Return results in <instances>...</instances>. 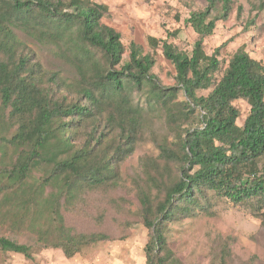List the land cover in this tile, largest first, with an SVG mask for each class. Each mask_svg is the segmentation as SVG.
Here are the masks:
<instances>
[{
    "label": "trees",
    "instance_id": "obj_1",
    "mask_svg": "<svg viewBox=\"0 0 264 264\" xmlns=\"http://www.w3.org/2000/svg\"><path fill=\"white\" fill-rule=\"evenodd\" d=\"M205 1L186 19L197 34L190 54L148 37L174 65L176 84L165 86L140 45L130 42L124 57L120 33L101 22L104 4L0 0V207L15 221L31 220L27 228L43 247L70 258L108 239L71 228L63 210L81 213L87 195L119 187L121 164L157 114L172 139L156 142L158 157L141 156L134 177L149 234L146 264L175 261L168 223L212 215L217 201L242 206L264 223V60L243 45L226 63L220 47L207 54L204 39L228 18L234 0ZM19 34L50 44L68 65L66 76L43 69ZM239 99L249 106L242 124L233 104ZM107 200L116 207L117 199ZM0 248L32 257L30 245L6 237ZM214 264H236L227 244ZM240 264H254L253 258Z\"/></svg>",
    "mask_w": 264,
    "mask_h": 264
},
{
    "label": "rangeland",
    "instance_id": "obj_2",
    "mask_svg": "<svg viewBox=\"0 0 264 264\" xmlns=\"http://www.w3.org/2000/svg\"><path fill=\"white\" fill-rule=\"evenodd\" d=\"M104 4L108 13L101 18L121 35L127 57L130 42L142 47L154 59L152 73L165 86L176 84L175 69L162 53L161 46L151 48L148 37L168 39L190 54L197 34L186 22L190 11L205 7V0H91ZM262 0H234L227 19L218 20L209 36L204 39V50L211 54L219 49V58L226 63L230 56L244 46L249 55L264 60V5ZM240 8V12L238 9ZM178 30L175 37L168 35ZM35 60L47 71L69 72L68 65L53 55L47 43H37L19 34ZM239 110L238 123L242 124L249 106L242 100L233 102ZM145 139L120 166L122 181L118 188L93 192L80 202L81 213L63 210L65 223L82 232H102L108 239L84 246L70 258L60 249L43 247L37 235L27 228L31 220L15 221L7 206L0 207V237L30 245L31 258L0 248V264H146L144 247L149 234L140 219V203L134 177L140 171L143 155L158 157L156 144L172 139L162 117L157 114L148 120ZM159 162L161 159L157 158ZM174 173V168L170 165ZM152 193H155L152 190ZM109 196L117 199L116 207L108 203ZM26 214L25 212L22 215ZM29 215L26 214V217ZM25 217V218H26ZM43 226L42 220L38 223ZM166 238L175 261L166 264H214L222 245L227 244L236 264L253 258L254 264H264V223L242 206L228 201H217L212 215H199L168 223ZM39 229V228H38Z\"/></svg>",
    "mask_w": 264,
    "mask_h": 264
}]
</instances>
